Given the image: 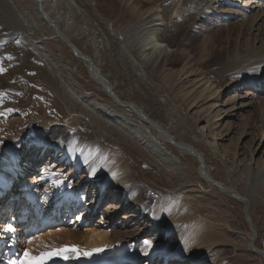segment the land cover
<instances>
[{
  "label": "bare ground",
  "instance_id": "bare-ground-1",
  "mask_svg": "<svg viewBox=\"0 0 264 264\" xmlns=\"http://www.w3.org/2000/svg\"><path fill=\"white\" fill-rule=\"evenodd\" d=\"M77 3L0 0V41L20 39L39 53L62 96L64 123L86 122L101 141L84 134L63 141L27 136L33 127L47 134L60 123L45 119L38 107L18 136L20 147H13L14 139L0 144V264H20L26 252L39 258L73 248L78 251L45 264H227L220 249L227 240L244 244L264 264L256 245V226L264 225V134L249 158L232 154L225 143L230 138L219 135L231 134L234 121L264 93V35L254 29L252 44L227 55L235 75L223 102L215 100V81L190 68L191 56L177 69L170 66L183 57L177 34L194 19L207 26L238 23L248 31L264 19V0H162L145 9L137 0H121L114 26L89 18ZM123 8L133 10L124 24ZM108 137L139 152L147 164L139 171L142 180L162 191L154 206L142 198L145 186L127 161L134 153L106 149ZM44 154L47 163L35 169ZM17 183L10 206L6 191ZM71 210L78 214L67 219Z\"/></svg>",
  "mask_w": 264,
  "mask_h": 264
},
{
  "label": "rangeland",
  "instance_id": "rangeland-1",
  "mask_svg": "<svg viewBox=\"0 0 264 264\" xmlns=\"http://www.w3.org/2000/svg\"><path fill=\"white\" fill-rule=\"evenodd\" d=\"M148 1L149 0H137L136 5L140 9H145L151 6L152 4L154 5L162 0H150V3H148ZM151 1H154V3ZM76 2H78V5L82 3L80 7L82 9L84 8L83 10L86 11L89 18L96 17L98 18V20L100 19L101 21H105L108 23L111 22L110 24L114 23L112 24L113 26L115 25L114 21L117 16V12L121 10V0H76ZM123 9V21L121 22L122 24H124V22L126 21L129 22L130 19H132L131 12L133 11L132 9V11L130 9L129 11L128 9ZM197 20L198 19H194V22H192L191 25L187 26L185 29H183L177 34L175 44L180 46L182 52L184 51V55L182 54L183 57L181 59H174L175 62L172 61L170 63V66L174 69H177L182 65V63H184L183 61L186 56H191V63L189 62L190 68L193 67L192 69L196 68L205 71L207 76L213 82L215 81L214 84L216 88L220 90L219 95H217L219 98L217 97L216 99L215 96L216 102L221 100L222 102L226 101L229 96H227V94L224 92L226 85L229 82L231 76L235 75L234 73H231V70L233 72L232 67L227 65V55L230 54L237 45H241L239 47H243V42L249 41L252 44L251 41L254 39V33H256L252 32L254 29H257L259 36L262 37L264 35V19H262L261 22H259L258 24H250L248 31L247 29L241 30L240 26L236 25L238 23H233L234 25L227 24V26L221 25L220 23H214L211 24V26H207L205 23H203V21H200L201 18L198 21ZM192 25H199L205 27H200V29L191 30ZM208 27L211 28L208 29ZM3 28L4 27L2 26L0 27V32L3 31ZM57 47L60 48L59 46ZM38 54L36 55V52L33 51V49L30 48V46L26 42L20 39L15 38L12 40L6 39L0 41V65H3L0 69V144L5 145L7 144V142L9 143L11 140L14 139L16 140V142L13 144V147H20L22 143L21 139L17 140L18 136L20 135V133L23 134V132L26 131V128H28L30 123L33 121V118H31L33 116V113H39V110H37L38 107L41 109L43 108L47 112L46 118L44 117L45 119L57 121V123L60 122V125H53V132L47 131V134H42L41 132H43V130H36V128L32 126L33 128L31 129H33V131L30 129L31 134L28 132L27 136H31L36 139L39 138V140H43L44 138H57L63 141L65 139H68L69 136L77 135L84 137V134L86 136L88 135L87 137L92 136L93 139H91V142L95 141V143L93 142L94 144H96V141L101 142L96 130L93 129L91 126L87 125L86 122H82L79 124V126L74 127H69L64 123V118L66 116L63 115L65 105H63V102L61 101L62 96H58L55 93L56 88L53 85L51 75L43 66V58L40 54ZM227 68L231 69L229 70ZM46 71L48 72V74ZM1 79L3 81H1ZM241 83L247 84L248 81L245 80ZM240 95L243 96L242 93ZM252 100L253 104H251V107L249 109H246L245 113L242 112L241 116L239 117V120L234 121L235 125L234 128H231V134H229L230 132H228V130H222L221 132L219 131V135L222 138H230V140L228 139L225 141V143L227 142L226 145L230 147V152L232 154L240 152L243 154L244 158H249V156H251L257 146L259 139L264 134V93L255 96ZM260 107L262 109H260ZM14 108H17V112L13 111ZM217 108L221 109L220 106H218ZM222 112H224V110H222ZM23 113L25 115H23ZM28 118L30 119V121ZM39 118H41V116H39ZM225 133L228 135L225 136ZM106 141L108 143L102 142V145L106 149L111 148V146L113 145L117 148L119 147V150L122 149L134 153V155L131 154V156H127V161L129 165L135 170V172L138 173V182L145 186L142 198L149 206H154L153 201L159 197L162 191L160 188L155 186L153 182H144L142 180V175L139 171L146 169L144 166L147 164L143 163L139 152L129 144H124L121 141L118 142L115 137H108ZM237 143L238 145H236ZM234 145L237 146V148ZM239 146H244L242 148L243 152L238 149ZM31 153L32 152H30V155ZM42 158V161L40 162V164L37 165V167H35V169L43 168V164L47 163V156H45V154ZM31 159L32 158H30L28 161H30ZM149 170L151 171H149L151 175L155 174L153 172H156L154 169L152 170L149 168ZM20 183L13 185L12 188L9 187L6 191L7 199L9 198L7 203L8 205L11 203L10 206H12V201L14 198L13 192H17L14 190L18 188V184ZM84 190L85 188H81L78 191L83 192ZM79 208L80 207H77V211L79 210ZM94 211L95 214L93 215L92 220L97 221L99 211L97 209H94ZM75 214H78V212L71 210L67 214V216L69 217L67 219H73ZM117 216L118 215H116V217ZM196 217L197 216L192 215L191 219L194 220L196 219ZM3 219H5V217ZM191 219L186 222L187 224L182 227V230L192 224L193 220ZM239 219L240 228L242 229L244 227V224L243 220L241 219V215L239 216ZM263 226L260 224H257L256 226V245L264 250ZM223 235L229 237L226 233H224ZM8 244L9 241L6 240L5 245L2 248L3 251H5V246ZM243 245L244 244L235 245L233 242L227 240V244L224 247L220 248L222 251L221 256L224 258L227 264H262L260 259L250 254L247 247ZM170 247L174 249L178 248L175 244L174 246L171 245ZM233 247H236L237 249ZM159 250H161V248H159ZM165 250H169L168 246L165 247Z\"/></svg>",
  "mask_w": 264,
  "mask_h": 264
},
{
  "label": "snow or ice",
  "instance_id": "snow-or-ice-1",
  "mask_svg": "<svg viewBox=\"0 0 264 264\" xmlns=\"http://www.w3.org/2000/svg\"><path fill=\"white\" fill-rule=\"evenodd\" d=\"M147 243V242H146ZM68 251H73L76 252L78 251L77 249H60L58 252H49V253H44L42 254L39 258H34L29 256V254L26 252L24 259L20 262V264H45V261L48 259H51L52 256L54 255H60L64 252ZM96 251H101V249H96ZM85 255H90V253H85ZM63 258H67L64 256Z\"/></svg>",
  "mask_w": 264,
  "mask_h": 264
}]
</instances>
